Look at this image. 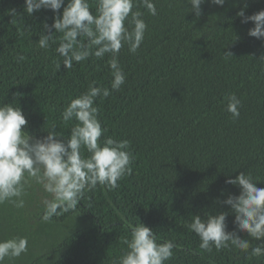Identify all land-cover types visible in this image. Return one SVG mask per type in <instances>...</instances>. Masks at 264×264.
Returning a JSON list of instances; mask_svg holds the SVG:
<instances>
[{"label":"trees","instance_id":"16d2710c","mask_svg":"<svg viewBox=\"0 0 264 264\" xmlns=\"http://www.w3.org/2000/svg\"><path fill=\"white\" fill-rule=\"evenodd\" d=\"M156 6V16L138 9L148 24L138 52L121 50L127 74L122 91L96 101L105 135L131 142L132 176L114 191L98 186L86 193L90 207L81 201L77 213L48 223L40 221L38 190L23 210L0 205V239L29 238V252L14 264H113L130 236L126 225L139 222L180 246L168 264H264V257L249 258L235 248L202 251L187 227L191 215L228 211L215 202L225 198L222 189L239 194L225 184L228 174L251 173L264 187V42L249 37L252 25L235 18L239 5H226L227 12L205 5L199 19L184 0H156ZM260 8L264 0H250L248 13ZM217 13H223L218 29H210ZM53 16L51 11L28 16L24 0H0V103L20 104L28 131L38 137L46 135L45 115V130L55 124L67 134L70 125L60 113L69 97L93 81L110 87L112 80L107 57H90L70 70L61 65L56 72L53 61H62L57 45L45 51L35 44ZM18 55L23 62L16 61ZM230 93L242 101L238 120L226 111ZM233 220L229 214V231Z\"/></svg>","mask_w":264,"mask_h":264},{"label":"clouds","instance_id":"9594fccd","mask_svg":"<svg viewBox=\"0 0 264 264\" xmlns=\"http://www.w3.org/2000/svg\"><path fill=\"white\" fill-rule=\"evenodd\" d=\"M184 3L197 19L204 15L205 5L225 12L229 10L226 5H239L235 18L241 25H252L247 29L249 37L264 42V8L249 14L250 0H184ZM141 7L148 15H158L156 0H24L28 16L40 11L54 13L51 24L43 23L35 44L45 51L57 45L55 53L62 61H53L56 72L61 65L70 70L90 57L99 60L107 57L112 80L110 87L97 86L93 81L85 91L69 97L60 113L62 123L70 125L67 134L57 131L55 124L45 130V115L46 135L38 137L28 131L29 122L20 104L0 103V205L23 210L27 197L38 190L42 193L40 221L48 223L53 217L77 213L81 201L88 199L86 193L98 186L114 191L120 187V181L132 176L135 157L131 142L105 135L108 129L99 118L96 101L122 91L126 84L127 74L119 57L125 47L136 54L145 41L148 24L144 13L138 10ZM11 11L15 14V9ZM222 15L210 17L214 18L208 24L210 29H218L215 25ZM224 55L233 56L231 52ZM15 59L23 62L25 57L18 55ZM225 101L226 111L233 120H238L241 99L230 93ZM257 183L245 171L235 178L228 174L225 184L236 187L239 194L222 189L221 196L225 198L215 201L221 207L227 206L228 211L191 215L187 227L199 238V249L211 253L213 249L220 252L235 248L249 258L264 257V187H258ZM229 214L234 216L233 231L228 230ZM126 227L130 236L124 238L126 247L113 264H168L180 249L173 240H161L156 231L142 222ZM239 233H245L247 238L242 239ZM251 241L257 242L255 246ZM28 252L27 236L0 239V264L6 261L14 264Z\"/></svg>","mask_w":264,"mask_h":264}]
</instances>
